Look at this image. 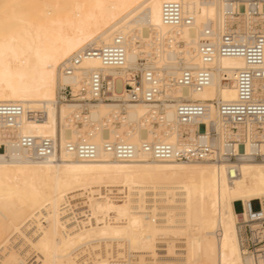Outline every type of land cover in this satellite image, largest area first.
Wrapping results in <instances>:
<instances>
[{"label":"bare ground","instance_id":"6f19581e","mask_svg":"<svg viewBox=\"0 0 264 264\" xmlns=\"http://www.w3.org/2000/svg\"><path fill=\"white\" fill-rule=\"evenodd\" d=\"M169 1L192 24H167ZM232 5L0 0V103L24 109L15 125L0 118V264H255L243 253L235 203L261 200L264 209V160L251 156L253 140L264 141V125L260 132L254 121L234 124L216 105L238 100L246 60L217 56L208 65L200 53L207 31L217 45L234 29L250 40L249 19L227 16ZM118 37L126 50L122 67L89 58L73 74L64 71L82 50ZM140 60L158 81L161 103L59 102L62 86L79 90L94 71L125 92ZM207 66L208 85L180 84L186 70ZM143 86L151 87L145 74ZM255 88L264 97V77ZM185 100L211 104L208 114L182 123L177 106ZM23 137L51 138L56 153L36 158ZM236 139L245 140L246 154ZM83 142L96 147L93 160L69 150ZM122 143L135 148L131 160L107 150ZM158 143L176 150L206 143L213 151L203 160H160L145 148Z\"/></svg>","mask_w":264,"mask_h":264},{"label":"built area","instance_id":"2783aa9c","mask_svg":"<svg viewBox=\"0 0 264 264\" xmlns=\"http://www.w3.org/2000/svg\"><path fill=\"white\" fill-rule=\"evenodd\" d=\"M232 7L227 10V16H244L249 19L250 40L245 41L240 38V34L234 29L224 33L220 43L217 45L212 40V33L207 31L201 42L200 53L206 64L212 63L217 56H241L248 67L239 71L237 76V86L239 98L236 102L217 103L220 114L231 120L234 124H246L254 121L258 125V130L263 132L264 125V97L256 92V80L264 77V0H232ZM163 18L167 24L190 25L193 18L183 14L182 7L174 1L166 2L163 6ZM236 25L233 26L235 28ZM99 58L105 66L122 67L126 62V50L122 38H117L115 43L102 48H87L74 56L66 63L64 71L73 74L80 66L83 59ZM146 60H140V70L135 74H129V83L125 92L116 91L111 85L109 77L102 72H92L87 84L79 90H75L71 85L62 86L59 90V102H146L161 103L159 95L162 93L158 88V81L151 72L144 70ZM145 71V72H144ZM151 83V87L145 89L143 77ZM211 70L206 68L193 71L186 70L179 79L184 86H193L200 90L209 84ZM209 103L192 102L185 100L178 104L177 114L182 123H191L205 117L209 111ZM24 109L18 103H0V118L9 125L17 124ZM37 118L42 115L34 113ZM205 127L206 124H200ZM237 131L238 129L235 128ZM245 152V140H235ZM255 151L252 152L257 160H264V141L254 139ZM22 145L34 152L36 158L46 159L56 153V143L51 138L23 137ZM151 151L155 158L160 160H203L212 154V149L206 143L198 144L188 149L176 150L169 144L158 143L152 146H145ZM70 151L76 152L80 158L93 160L97 155L94 145L83 142L76 146L70 145ZM107 150L113 152L119 159L131 160L135 156V148L129 144L108 145ZM236 153H230V157L235 159ZM259 202L260 209H253V202ZM242 211L238 212L239 230L242 238V249L245 257L252 258L255 264L264 257V209L261 200H253L249 204L240 202ZM247 213V216H245Z\"/></svg>","mask_w":264,"mask_h":264},{"label":"rangeland","instance_id":"374dc122","mask_svg":"<svg viewBox=\"0 0 264 264\" xmlns=\"http://www.w3.org/2000/svg\"><path fill=\"white\" fill-rule=\"evenodd\" d=\"M145 33H147V30H146V29H145ZM121 82H122V81H121ZM122 83H123V82H122ZM106 133H107V132H106ZM252 206H253V209L256 210V211L260 209V204H259V202H257V201L253 202ZM235 210H236L237 212H241V211H242V205H241L240 202H237V203L235 204Z\"/></svg>","mask_w":264,"mask_h":264},{"label":"crops","instance_id":"0c3cea01","mask_svg":"<svg viewBox=\"0 0 264 264\" xmlns=\"http://www.w3.org/2000/svg\"><path fill=\"white\" fill-rule=\"evenodd\" d=\"M236 204V203H235Z\"/></svg>","mask_w":264,"mask_h":264}]
</instances>
